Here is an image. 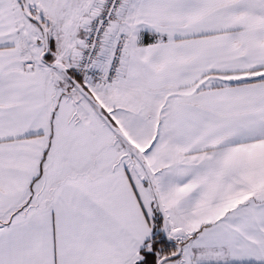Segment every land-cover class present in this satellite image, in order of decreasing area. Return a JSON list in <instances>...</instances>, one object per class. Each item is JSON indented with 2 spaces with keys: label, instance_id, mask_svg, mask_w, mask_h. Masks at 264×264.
<instances>
[{
  "label": "snow or ice",
  "instance_id": "1",
  "mask_svg": "<svg viewBox=\"0 0 264 264\" xmlns=\"http://www.w3.org/2000/svg\"><path fill=\"white\" fill-rule=\"evenodd\" d=\"M0 264H264V0H0Z\"/></svg>",
  "mask_w": 264,
  "mask_h": 264
}]
</instances>
